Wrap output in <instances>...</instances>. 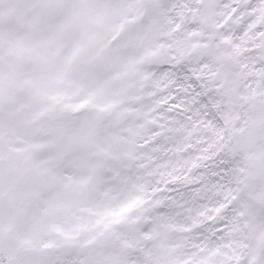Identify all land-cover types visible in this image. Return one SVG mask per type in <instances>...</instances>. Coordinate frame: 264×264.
<instances>
[{"label":"snow or ice","instance_id":"6c2138e0","mask_svg":"<svg viewBox=\"0 0 264 264\" xmlns=\"http://www.w3.org/2000/svg\"><path fill=\"white\" fill-rule=\"evenodd\" d=\"M0 264H264V0H0Z\"/></svg>","mask_w":264,"mask_h":264}]
</instances>
